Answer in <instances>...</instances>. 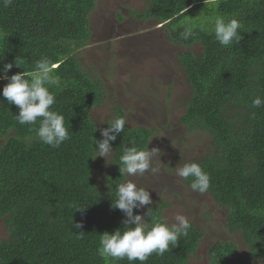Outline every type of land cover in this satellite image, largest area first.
<instances>
[{
	"label": "trees",
	"instance_id": "obj_1",
	"mask_svg": "<svg viewBox=\"0 0 264 264\" xmlns=\"http://www.w3.org/2000/svg\"><path fill=\"white\" fill-rule=\"evenodd\" d=\"M97 0H0V264H188L202 233L149 209L138 223L122 188L152 133L119 116L107 127L113 163L91 113L102 92L75 53ZM139 20L166 24L191 95L182 124L212 146L184 168L185 184L228 210L241 233L210 249V264L264 260V0H147ZM119 21L122 20L118 14ZM166 31V30H165ZM143 163L145 160L139 159Z\"/></svg>",
	"mask_w": 264,
	"mask_h": 264
},
{
	"label": "rangeland",
	"instance_id": "obj_2",
	"mask_svg": "<svg viewBox=\"0 0 264 264\" xmlns=\"http://www.w3.org/2000/svg\"><path fill=\"white\" fill-rule=\"evenodd\" d=\"M145 1L97 0L89 18V42L75 53L82 70L102 92L101 105L91 117L103 144L99 159L103 174L106 177L114 156L107 125L121 109L130 129L152 133L139 157L145 162L138 159L123 183L124 201L132 202L129 211L137 209L138 223L144 226L149 209L167 204L162 219L169 227L192 224L203 235L188 264H210V249L217 242H232L247 255L243 235L226 229L228 210L184 182V168L202 158L212 140L206 132L190 131L181 122L191 91L178 54L191 50L200 55L203 49L198 45L181 48L170 41L167 23L139 20L134 13L146 9ZM139 172L145 175L140 177ZM7 238L8 229L0 218V240ZM253 264H264V260Z\"/></svg>",
	"mask_w": 264,
	"mask_h": 264
},
{
	"label": "clouds",
	"instance_id": "obj_3",
	"mask_svg": "<svg viewBox=\"0 0 264 264\" xmlns=\"http://www.w3.org/2000/svg\"><path fill=\"white\" fill-rule=\"evenodd\" d=\"M134 163H135V162H134ZM133 166H135V165L133 164L131 167H133ZM131 167H130V168H131ZM130 168H129V169H130ZM129 169H128V170L126 171V173H125V179H126V174L128 173ZM143 175H145V174H143V172H139V176H140V177L143 176ZM124 181H125V180H124ZM124 181H123V183H124ZM121 188H122V193H123V185L121 186ZM123 197H124V194H123ZM124 198H125V197H124ZM130 202H131V201H130ZM130 204H132V202H131ZM130 204H129V205H130ZM129 205H128V206H129ZM164 208H165V207L162 208V212H163V209H164ZM161 214H162V213H161ZM253 262H258V261H253ZM252 264H253V263H252Z\"/></svg>",
	"mask_w": 264,
	"mask_h": 264
}]
</instances>
